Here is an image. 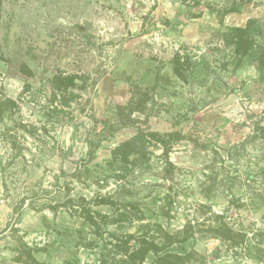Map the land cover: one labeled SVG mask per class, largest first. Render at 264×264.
Masks as SVG:
<instances>
[{
    "label": "rangeland",
    "instance_id": "1",
    "mask_svg": "<svg viewBox=\"0 0 264 264\" xmlns=\"http://www.w3.org/2000/svg\"><path fill=\"white\" fill-rule=\"evenodd\" d=\"M262 48L264 0H0V264H264Z\"/></svg>",
    "mask_w": 264,
    "mask_h": 264
},
{
    "label": "trees",
    "instance_id": "2",
    "mask_svg": "<svg viewBox=\"0 0 264 264\" xmlns=\"http://www.w3.org/2000/svg\"><path fill=\"white\" fill-rule=\"evenodd\" d=\"M249 26L247 27H239L234 26L231 28V31L233 33V41L234 44L238 46V48L241 47L244 48V53H249L250 47H252V41L249 39ZM238 49V51H240ZM261 54H264V48H262ZM264 58V56H262ZM264 76V73H263ZM2 106V102L0 101V107ZM146 135L150 136L152 139L162 143L164 145V154H166L167 163L169 165L168 170L171 171L172 168H174V164L169 160V153L170 149L168 148V139L173 138L175 133H168V134H160L158 132H148ZM177 139V138H174ZM143 142V138L139 135L133 136L132 138L125 140L121 142L119 145H117L115 148L112 149V159L114 161L120 160L129 162V159L133 153L140 152V149H144V145L141 143ZM90 158L89 160H93L95 157V150L92 148L90 152ZM125 184V183H124ZM72 201V200H71ZM84 201V198H83ZM97 204H104V203H114L112 201L111 197H97L96 198ZM123 214V213H122ZM87 219L91 221V223L94 225L96 229H99L100 223L97 220L96 216H100L101 219L104 217H107L106 215L102 214L101 212L94 211V210H88L87 212ZM135 236L133 234H129L127 236V239L120 244H116V247H118V252L124 254V258L121 260L122 264H141L145 261L146 257L149 255L150 252H154L158 255V261L165 264H182L183 258L178 255H172L168 251L164 250L163 245H159L155 240H150L147 238H144L140 241L139 246L132 247L129 245L130 241ZM161 251H164V254H160Z\"/></svg>",
    "mask_w": 264,
    "mask_h": 264
}]
</instances>
